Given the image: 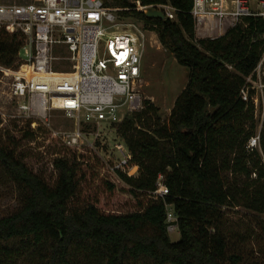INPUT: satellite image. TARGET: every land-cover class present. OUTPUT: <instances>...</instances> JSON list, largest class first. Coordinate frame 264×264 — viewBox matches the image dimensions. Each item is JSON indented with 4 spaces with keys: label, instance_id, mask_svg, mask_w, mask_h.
Wrapping results in <instances>:
<instances>
[{
    "label": "trees",
    "instance_id": "16d2710c",
    "mask_svg": "<svg viewBox=\"0 0 264 264\" xmlns=\"http://www.w3.org/2000/svg\"><path fill=\"white\" fill-rule=\"evenodd\" d=\"M104 1L176 7L177 21L124 15L158 35L189 70L188 84L168 118L145 100L142 111L113 125L139 166L137 177L119 174L137 200L128 212H107L84 194L100 176L99 157L63 146L53 162H40L26 151L36 136L32 121L13 119L15 131L0 133V173L19 189L21 206L0 217V264H246L255 233L237 231L227 211L264 214V127L261 150L251 152L254 106L241 96L264 50V21L246 17L218 39H198L191 0ZM23 44L0 26V66L17 68ZM160 183L164 197L154 194ZM167 206L178 217V241L168 232Z\"/></svg>",
    "mask_w": 264,
    "mask_h": 264
},
{
    "label": "built area",
    "instance_id": "2783aa9c",
    "mask_svg": "<svg viewBox=\"0 0 264 264\" xmlns=\"http://www.w3.org/2000/svg\"><path fill=\"white\" fill-rule=\"evenodd\" d=\"M191 1L198 39H218L246 17L264 21V0ZM148 8L177 21L178 9L171 3L136 1L131 7L115 8L104 0H32L25 4L0 0V26L24 38L19 66L0 67L7 80L11 118L32 121L35 130L49 128L65 147L94 152L103 160L104 174L137 177L139 166L133 163L125 142L109 150L102 128L121 123L145 107L143 63L151 30L143 21L124 14ZM245 81L241 96L252 102L257 124L247 146L254 152L261 150L264 127V50ZM56 110L72 120L73 129L53 127ZM154 194L164 197L168 189L160 183ZM167 208L170 234L178 228V217L172 207Z\"/></svg>",
    "mask_w": 264,
    "mask_h": 264
},
{
    "label": "rangeland",
    "instance_id": "374dc122",
    "mask_svg": "<svg viewBox=\"0 0 264 264\" xmlns=\"http://www.w3.org/2000/svg\"><path fill=\"white\" fill-rule=\"evenodd\" d=\"M1 1L4 4H25L32 0ZM0 71L2 72L1 68ZM188 74L189 70L180 65L174 55L161 45L158 35L153 31L149 32L147 34L143 63L144 83L141 91L144 100L151 101L158 108L159 114L163 119L169 117L177 98L186 88ZM3 77L4 73L0 80V114L3 117V124L0 127L1 134L8 129L15 131L12 120H20L10 116L13 113V108L5 95L7 86L4 82L7 80L3 79ZM17 124L21 126L23 121H19ZM52 125L54 128H74L72 120L67 119L64 112L60 110L53 112ZM33 130L36 131V136L34 140L26 145L27 153L37 157L40 162H53L62 152L63 145L54 138L49 128L41 126ZM102 132L109 150H112L117 144L124 143L113 126H104ZM89 153L99 157L103 163L100 156L91 151ZM115 155H113V159L116 158ZM107 158L108 156H105V159ZM103 170L104 163L103 168L99 171L100 176H95L94 179L87 182V185L84 184L83 186L84 194H87L88 201L96 202L101 209L107 212H128L134 210L137 200L128 192L129 187L118 177L108 172L104 174ZM107 182L116 187L114 191L110 192ZM20 206L21 193L19 189L14 184L6 181L0 173V217L13 213ZM227 220L237 231L241 230L242 233H245L246 230L254 231L257 240L249 242L245 247L247 252H250L246 264L258 263L264 255V214L258 215L242 208H235L227 211ZM170 237L172 241H178L180 239L179 228L170 232ZM259 264H264V262H259Z\"/></svg>",
    "mask_w": 264,
    "mask_h": 264
},
{
    "label": "water",
    "instance_id": "95a60500",
    "mask_svg": "<svg viewBox=\"0 0 264 264\" xmlns=\"http://www.w3.org/2000/svg\"><path fill=\"white\" fill-rule=\"evenodd\" d=\"M145 16L150 19H161L165 20V15L163 12L153 9V8H148L144 12Z\"/></svg>",
    "mask_w": 264,
    "mask_h": 264
}]
</instances>
